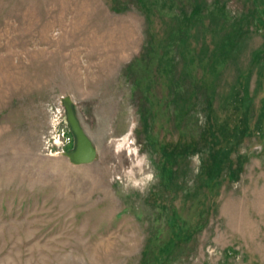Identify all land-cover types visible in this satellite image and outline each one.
<instances>
[{
	"label": "rangeland",
	"instance_id": "1",
	"mask_svg": "<svg viewBox=\"0 0 264 264\" xmlns=\"http://www.w3.org/2000/svg\"><path fill=\"white\" fill-rule=\"evenodd\" d=\"M0 264H264V0H0Z\"/></svg>",
	"mask_w": 264,
	"mask_h": 264
},
{
	"label": "water",
	"instance_id": "2",
	"mask_svg": "<svg viewBox=\"0 0 264 264\" xmlns=\"http://www.w3.org/2000/svg\"><path fill=\"white\" fill-rule=\"evenodd\" d=\"M61 104L64 108L63 122L67 125L73 137L72 148L63 152V155L74 165L93 162L97 158V149L81 126L71 97L63 96Z\"/></svg>",
	"mask_w": 264,
	"mask_h": 264
}]
</instances>
